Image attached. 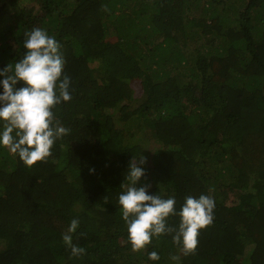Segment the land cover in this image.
Segmentation results:
<instances>
[{
	"label": "trees",
	"instance_id": "16d2710c",
	"mask_svg": "<svg viewBox=\"0 0 264 264\" xmlns=\"http://www.w3.org/2000/svg\"><path fill=\"white\" fill-rule=\"evenodd\" d=\"M37 27L62 46L72 98L53 111L70 132L31 167L0 146V264H264V0H0V70ZM134 156L137 187L177 212L214 199L194 254L172 235L132 250L119 195Z\"/></svg>",
	"mask_w": 264,
	"mask_h": 264
},
{
	"label": "clouds",
	"instance_id": "9594fccd",
	"mask_svg": "<svg viewBox=\"0 0 264 264\" xmlns=\"http://www.w3.org/2000/svg\"><path fill=\"white\" fill-rule=\"evenodd\" d=\"M189 33V32H188ZM23 47L27 50L15 65L9 63L0 70V121H4L0 132V146L19 156L27 166L45 161L52 155L55 143L68 135L70 129L61 125L53 109L71 100L70 77L64 74L65 59L61 44L42 28L25 32ZM185 49L187 47H184ZM24 86L17 88L18 82ZM191 80H189L190 83ZM192 85L189 87L197 91ZM147 158L134 156L129 162L125 176L127 183L119 195L122 219L127 225L129 241L133 251H140L152 243L153 238L172 235L173 243L182 246L185 256L194 254L201 229L210 226L214 220L215 201L211 196H188L179 212L175 197L163 198L149 194L151 185L137 187L142 178L146 179L144 165ZM178 215V228L168 224L170 216ZM79 227V220L73 219L63 235V241L74 257L86 253L83 247L73 244L72 234ZM152 261L160 260L156 251L149 253ZM173 262L180 261L179 255H171Z\"/></svg>",
	"mask_w": 264,
	"mask_h": 264
},
{
	"label": "rangeland",
	"instance_id": "374dc122",
	"mask_svg": "<svg viewBox=\"0 0 264 264\" xmlns=\"http://www.w3.org/2000/svg\"><path fill=\"white\" fill-rule=\"evenodd\" d=\"M240 9V8H239ZM239 9L237 8L235 11H239ZM0 45H3L2 43H0ZM12 46L14 47L15 45L14 44H12ZM212 46L213 47H215V43L214 44H212ZM209 50H211V48H209ZM1 66V65H0ZM0 80H2L1 78H0ZM154 143L155 142H148L147 144L145 143V149L146 150H148V151H151L152 149H153V147L154 146H156V145H154ZM232 199H234L233 197H231ZM231 199V200H232ZM230 204H233V202L232 201H230Z\"/></svg>",
	"mask_w": 264,
	"mask_h": 264
}]
</instances>
